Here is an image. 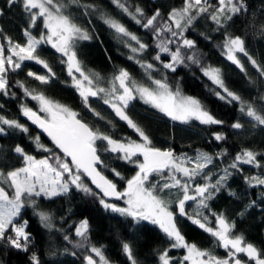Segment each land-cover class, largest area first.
Masks as SVG:
<instances>
[{"label":"snow or ice","instance_id":"obj_1","mask_svg":"<svg viewBox=\"0 0 264 264\" xmlns=\"http://www.w3.org/2000/svg\"><path fill=\"white\" fill-rule=\"evenodd\" d=\"M111 2L140 27L151 31L156 41L155 48L158 50L153 60L159 61L163 69L172 72L176 71L178 65L187 66L186 62L200 65L195 52L187 56L182 52V49L192 50L196 47L195 41L188 39L184 33L198 19L211 20L219 31L234 16L248 11V5L244 0H217L215 6L211 0H183L181 8H173L168 13L167 20L160 22L159 9H156L150 17H146L143 9L136 7L132 11L123 0H111ZM6 3L9 7L18 3L22 5L23 12L28 16L29 28L23 31L26 38L24 44L13 42L10 37H5L7 55H5V46L0 44V93L10 95L7 74L9 71L15 72L21 69L26 61L35 62L47 69L50 75H37L33 71H28L27 75L34 77L41 84L48 83L55 73L52 72L49 64L40 58L38 49L41 45H50L56 53L60 54L61 62L66 65L67 73L72 78L73 87L78 91L85 106L94 115L99 116L100 114L91 109L88 102L90 97H100L119 120L125 122L128 128L138 134L139 141L128 138L117 140L99 130H94L76 111L48 99L43 93L29 90L24 84L18 82L19 87L24 89L25 95L39 103V113L45 114L41 116L27 105H21L22 115L42 129L62 155L53 153L50 157L36 159L25 153L21 146L14 147L13 151L21 159L22 166L6 172L0 170V185H7L11 189L10 194L4 186H0V242L12 249L29 252L33 238L26 230L28 221L24 220L21 223L17 219L22 216V210L32 207L41 225L52 230V216L42 210L36 211L39 208L38 199L51 200L68 194L74 188L97 197L104 209L129 217L136 224L143 221L158 226L168 238L171 249L186 250V254L178 260L169 256V249L161 251L158 255L159 264H264V250L246 242L242 234H235L234 222H230L223 215L212 213L215 218V227H213L210 226L208 215L204 214L205 210L209 209L208 201L225 185L231 174L229 169H240V166L244 164L257 168L264 167L258 160L259 154L250 149L237 153L233 162L222 170L223 174L219 175L213 183L212 177L205 172V169L213 162L212 156L198 152L195 158L177 157L171 150L154 147L146 132L127 114L130 103L138 99L172 121L181 123L197 121L202 125L223 123L217 120L200 100L183 95L178 86L173 90L166 77L160 79L153 77L152 72L156 71L155 64L136 59L149 48V45L140 37L130 32L117 19L101 13L103 22L121 38L124 46L133 54L128 59H136V62L146 70L150 86L138 83L126 69H120L113 75L109 87H100L99 73L85 69L76 51L78 42L88 41L91 36L86 29L73 20L70 14L65 13L67 3L63 0H6ZM70 3L83 8L85 15L95 7L91 4H81L80 0H70ZM3 14V9H0V16ZM41 20L46 34L41 32L37 37L29 29L36 27L37 22ZM173 44L176 45L175 50L170 47ZM221 48L226 60L241 72H245V68L238 54L247 57L251 66L261 77H264V67L248 53L245 40L241 36L225 33ZM162 53L168 54L167 62L161 59ZM200 67L202 74L218 89L215 95L219 99L227 100L229 103L237 102L241 115L246 117L253 127L264 126V95L258 97V102L261 103L258 108L255 106L257 101H245L228 89L219 68L202 65ZM5 126L20 129L23 132L28 131V128L17 120L0 116V134L6 132ZM243 127L239 120L232 124L233 129L239 130ZM214 138L216 141L225 139L220 133H215ZM35 141L38 147L43 148L38 136ZM43 150L51 152V149L43 148ZM101 151L117 154L118 159L133 164L138 169L131 178L126 180V186L122 191L113 179L99 170L98 166L104 164L100 155ZM104 166L107 167V165ZM111 172L114 177L124 179L115 168L111 169ZM154 175L159 176L160 180L150 183V178ZM197 177H202L205 183L196 182ZM86 179L90 180L99 192H94L85 183ZM245 180L250 186H264V176L253 175L245 177ZM172 190H178L175 204L179 215L187 216L193 224L215 238L217 246L226 251L225 257L213 255L212 252L202 250L194 243H188L185 240L177 227L175 213L170 210L169 202L160 195L166 191L170 193ZM105 198L122 200L126 206L121 207L110 203ZM190 201L196 202V211L192 215L186 212V204ZM74 229V235L78 239L73 246L89 253L83 257L85 264H110L102 249L90 244L87 219L80 221ZM63 239L71 243L67 234L63 236ZM122 251L130 264H138L129 243L122 244ZM94 256L98 260L94 259ZM29 261L30 264H41L35 252L31 253Z\"/></svg>","mask_w":264,"mask_h":264},{"label":"trees","instance_id":"obj_2","mask_svg":"<svg viewBox=\"0 0 264 264\" xmlns=\"http://www.w3.org/2000/svg\"><path fill=\"white\" fill-rule=\"evenodd\" d=\"M63 2L68 4L65 13L70 14L73 20L86 29L91 36L90 40L79 41L76 46L78 59L85 69L99 73L104 81L111 80L120 69H126L138 83L150 86L146 70L136 62V59L154 63L156 71L152 72V75L155 79L166 77L173 90L178 86L183 95L200 100L217 120L223 122L220 125H202L197 121L189 124L177 123L145 105L143 101L133 100L127 114L146 132L152 141V146L161 150H171L177 157L195 158L198 152L212 156L213 162L205 169V172L212 177L213 183L219 175L223 174L222 170L233 162L237 153L244 149L258 153V160L264 165V126L253 127L248 119L241 115L237 102L229 103L227 100L219 99L215 95L218 89L202 74L200 67L202 65L219 68L229 90L245 101H257L255 106L258 108L261 106L258 97L264 95V77L259 75L243 54H239V59L245 68V72H241L222 55L221 45L225 33L241 36L245 40L248 53L264 67V0H244L248 5L247 13L234 16L219 31L211 20L198 19L184 33L188 39L195 41L196 47L192 50L182 49V52L185 56L195 52L200 65L186 62L187 66L178 65L175 72L163 69L159 61L153 60L158 50L155 48L156 41L151 31L136 24L111 0H80L81 4L95 6L87 15L84 14L83 8L70 3V0H63ZM123 2L132 11L136 7L143 9L146 17H150L156 9H159L160 22L167 20L168 13L173 8L183 6V0H123ZM211 2L215 6L217 0H211ZM0 9L4 12L0 16V29H2L0 44L5 46V52H7L5 37H10L13 42L24 44L26 38L23 31L29 28V20L19 3L9 7L6 0H0ZM101 13L117 19L130 32L140 37L149 45L147 51L136 59H128L133 54L124 46L121 38L103 22ZM29 30L39 37L41 32H45L42 20L37 22L36 27ZM172 47L175 50L176 45L173 44ZM38 55L55 73L49 82L41 84L34 77H29L28 71H33L37 75L50 74L42 65L26 61L21 69L15 72L9 71L7 74L10 95L0 93V116L15 119L28 128L27 132H23L20 129L5 127L6 132L0 134V170L6 172L22 166L21 159L13 151L17 145L36 159L50 157L53 153L62 155L52 141L22 115L21 105H27L38 113L39 106L35 100L25 95L24 89L19 87L18 82L24 84L29 90L43 93L48 99L76 111L94 130H99L117 140L128 138L139 141L138 134L128 128L125 122L119 120L100 97H90L88 102L91 109L100 114L99 116L94 115L85 106L78 91L73 87L72 78L67 73L66 65L61 62L60 54L56 53L50 45H41ZM161 59L167 62L169 56L161 55ZM39 114L43 116V113ZM238 120L244 127L239 130L233 129L232 124ZM215 133L222 134L225 139L216 141ZM37 136L43 148L51 149V152L38 147L35 141ZM100 155L104 161V164L99 167L100 171L113 179L122 191L126 186V180L131 178L138 169L135 165L118 159L117 154L101 151ZM113 168L121 173L123 180L114 177L111 172ZM229 171L231 174L225 185L208 201L209 209L205 210L204 214L208 215L210 226L213 227H215V218L212 213L223 215L230 222H234L235 234H242L246 242L264 250V186H250L245 180V177L253 175L264 176V167L257 168L244 164L240 166V169H229ZM159 180V176H154L151 177L150 183H156ZM85 182L94 192H99L87 179ZM196 182L203 184L205 180L197 177ZM167 193L166 191L160 195ZM168 194L174 198V205L170 207V210L175 213L177 227L185 240L188 243H194L202 250L212 252L213 255L225 257L226 251L217 246L215 238L193 224L187 216L179 215L175 204L178 190H172ZM37 202L39 208L36 211L42 210L52 216L53 229L43 227L33 208L26 207L22 210V216L17 219L21 223L24 220L28 221L26 230L33 238L32 246L29 252L25 253L0 242V264H30L29 257L32 252L37 253L41 264H85L83 257L89 253L73 246L78 239L74 235V226L84 219L89 222L90 244L100 247L110 264H130L122 251L123 243L130 244L138 264H159L158 255L165 249H169V256L177 260L186 254L185 249H171L168 238L158 226L143 221L136 224L129 217L104 209L97 197L74 188L66 195L51 200L38 199ZM195 211L196 202L188 203L186 206L188 215H192ZM65 234L70 237L71 243L63 239Z\"/></svg>","mask_w":264,"mask_h":264},{"label":"rangeland","instance_id":"obj_3","mask_svg":"<svg viewBox=\"0 0 264 264\" xmlns=\"http://www.w3.org/2000/svg\"><path fill=\"white\" fill-rule=\"evenodd\" d=\"M46 34V33H45ZM170 47L174 50V48L172 47V45H170ZM5 55H7V52H5ZM161 55H167L168 56V54H165V53H162ZM238 56H239V54H238ZM111 80H109V81H104V80H102V79H100L99 80V86L100 87H109V82H110ZM36 103L38 104V106H39V103L36 101ZM132 103V102H131ZM130 103V104H131ZM45 114L43 113V116H44ZM174 122H177V123H181V122H178V121H174ZM192 121H190L189 123H191ZM189 123H182V124H189ZM6 127V126H5ZM45 158H47V157H45ZM189 166H191V165H189ZM155 176V175H154ZM153 176V177H154ZM150 180H151V178H150ZM86 183V182H85ZM0 186H4L5 188H6V190L7 191H9V193L11 194V189H9L8 187H7V185H0ZM168 194V193H167ZM167 194H165V195H161L164 199H166L168 202H169V204H170V207H172L173 205H174V198L173 197H171V196H169V194L167 195ZM192 201H190V202H188V203H191ZM110 203H115V204H117L118 206H121V207H124V206H126L125 204H124V202L121 200V202H115V201H110ZM188 203L186 204V206L188 205ZM190 210V209H189ZM94 259H97L98 260V258H96L95 256H94Z\"/></svg>","mask_w":264,"mask_h":264},{"label":"water","instance_id":"obj_4","mask_svg":"<svg viewBox=\"0 0 264 264\" xmlns=\"http://www.w3.org/2000/svg\"><path fill=\"white\" fill-rule=\"evenodd\" d=\"M36 126V128L45 136V137H47L50 141H51V139L47 136V134L46 133H44L43 132V130L42 129H40L37 125H35ZM173 152V151H172ZM101 166V165H100ZM100 166H98V168L100 167ZM100 170V169H99ZM89 181V183H90V185L93 187V188H95V186L94 185H92L91 184V182H90V180H88ZM96 189V188H95ZM98 190V189H97ZM107 199H109V200H112V201H117V200H115L114 198H107Z\"/></svg>","mask_w":264,"mask_h":264}]
</instances>
